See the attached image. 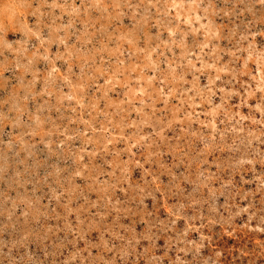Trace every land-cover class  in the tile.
<instances>
[{
	"label": "rangeland",
	"instance_id": "rangeland-1",
	"mask_svg": "<svg viewBox=\"0 0 264 264\" xmlns=\"http://www.w3.org/2000/svg\"><path fill=\"white\" fill-rule=\"evenodd\" d=\"M0 264H264V0H0Z\"/></svg>",
	"mask_w": 264,
	"mask_h": 264
}]
</instances>
